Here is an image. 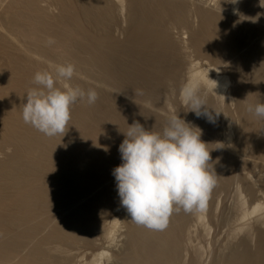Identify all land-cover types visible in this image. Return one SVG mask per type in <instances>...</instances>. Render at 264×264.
Segmentation results:
<instances>
[{
  "label": "bare ground",
  "instance_id": "bare-ground-1",
  "mask_svg": "<svg viewBox=\"0 0 264 264\" xmlns=\"http://www.w3.org/2000/svg\"><path fill=\"white\" fill-rule=\"evenodd\" d=\"M68 62L70 85L99 99L48 137L23 104L37 71ZM189 81L216 123L182 102ZM257 102L260 0H0V264H264V120L246 111ZM171 114L201 131L217 182L205 211L154 231L130 220L112 172L128 125L160 131Z\"/></svg>",
  "mask_w": 264,
  "mask_h": 264
},
{
  "label": "clouds",
  "instance_id": "clouds-1",
  "mask_svg": "<svg viewBox=\"0 0 264 264\" xmlns=\"http://www.w3.org/2000/svg\"><path fill=\"white\" fill-rule=\"evenodd\" d=\"M229 2L236 4L239 0ZM260 6L264 7V0H260ZM53 43L49 38L47 44ZM75 73L76 66L71 62L57 64L52 71H37L31 81L34 87L26 93L23 104L24 123L48 137L63 136L70 125L72 106L84 101L93 105L99 99L93 88L70 85ZM180 96L197 118L216 123L221 112L208 106L198 81L185 83ZM246 111L264 120V102L248 104ZM122 134L118 149L122 163L112 174L120 203L133 223L164 231L174 213L206 210L217 175L209 167L210 150L198 128L171 114L160 131L146 130L134 122Z\"/></svg>",
  "mask_w": 264,
  "mask_h": 264
},
{
  "label": "rangeland",
  "instance_id": "rangeland-1",
  "mask_svg": "<svg viewBox=\"0 0 264 264\" xmlns=\"http://www.w3.org/2000/svg\"><path fill=\"white\" fill-rule=\"evenodd\" d=\"M261 212H262V213H261V217H260V218L263 219L264 216L262 217V215H263L264 209H263ZM256 214H257V213H256ZM256 214L251 215V216H248L249 220L252 221V220H253V217H254V216H257ZM258 214H260V212H259ZM250 217H251V218H250ZM254 218H255V217H254ZM249 220L247 219L246 221H249ZM250 221H249V222H250ZM209 237L212 238L211 235L209 234L208 237L204 238V240L201 242V244H202V243H204L205 241H207L206 244H205V243H204L203 245L200 244L201 246L205 247V248L201 247V250H202V248H203L202 251H203L204 257L207 256V255L209 254V250H208V249H209V247H211L212 242H214V241H212L213 239H209ZM114 238H115V237H114ZM207 238H208V239H207ZM209 240H210V242H209ZM200 241H201V240H200ZM211 241H212V242H211ZM208 242H209L210 244H209ZM207 243H208L209 245H208ZM105 245H106V244H105ZM107 245H108V244H107ZM204 245H205V246H204ZM206 245H207V246H206ZM108 246H109V245H108ZM111 246H112V244L110 243V246H109V247H111ZM82 259H83V260H84V259L86 260L85 257L82 258ZM82 259H81V260H82ZM87 260H88V259H87ZM88 261H89V260H88ZM103 261H104V259H102L101 263H102V264H105V263H103ZM86 262H87V261H85L84 264H85ZM104 262H105V261H104ZM79 263H82V264H83V261H82V262L80 261ZM87 263L89 264V262H87Z\"/></svg>",
  "mask_w": 264,
  "mask_h": 264
}]
</instances>
